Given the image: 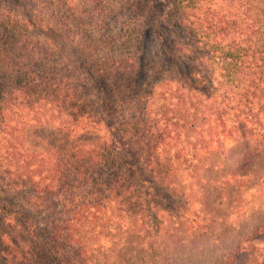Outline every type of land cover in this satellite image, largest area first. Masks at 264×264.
I'll return each instance as SVG.
<instances>
[{
  "label": "trees",
  "instance_id": "16d2710c",
  "mask_svg": "<svg viewBox=\"0 0 264 264\" xmlns=\"http://www.w3.org/2000/svg\"><path fill=\"white\" fill-rule=\"evenodd\" d=\"M76 1L51 13L70 50L33 40L0 74V188L13 193L0 196V261L41 264V241L61 264H264V201L226 224L230 201L264 187V0H163L180 50L207 68L188 75L141 67L136 5ZM162 188L197 196L201 232L181 249L161 247Z\"/></svg>",
  "mask_w": 264,
  "mask_h": 264
},
{
  "label": "rangeland",
  "instance_id": "374dc122",
  "mask_svg": "<svg viewBox=\"0 0 264 264\" xmlns=\"http://www.w3.org/2000/svg\"><path fill=\"white\" fill-rule=\"evenodd\" d=\"M62 1L0 0V74H6L7 71H12L16 63L12 64L11 58L30 53L29 48L33 40L48 41L60 50H70V46L78 41L75 37H69L62 33V31H57L58 27L54 24V19L51 16L52 10L55 8L54 5ZM79 1L81 0L75 3L78 4ZM102 1L106 3L109 0ZM117 1L119 0H116L114 3H117L120 7H123L126 2L130 5H136L137 9H141L144 14L145 26L143 28L144 32L141 43V67H144L145 63L151 64L153 62L160 63L161 61H168L173 64L179 75H188L194 71L201 73L207 72V68L200 60L195 61V55L180 50L184 43L188 42V38L185 34L170 27V23L166 17L167 6L163 0H123L120 4ZM79 22L84 25L86 23L83 19L79 20ZM8 78L10 79V85L18 80L15 77ZM41 130L43 131V129ZM233 143L234 141L232 139L227 138L225 140L226 148L232 146ZM203 170L206 171L205 166H202L197 174L192 173V171L188 172L185 176L189 177L188 183L196 182L199 178L205 176ZM190 175H194V177ZM148 176L151 177L150 181H152L153 175L149 172ZM246 185L249 186L251 184L247 183ZM193 187L197 190L200 189L197 184H194ZM158 189L159 187L157 186L155 191ZM261 189V193L252 188L249 192H242L240 199L233 202L230 199H226V207L230 201V207L227 209V213L231 215L227 219L226 224L234 223V221L239 222L249 217L251 215L250 212H252L251 206L253 203H261L264 201V187ZM166 192L168 191L162 188L161 194L157 198L155 197V200L160 201L159 206L164 208L161 212L158 209H154V213H152L154 215L152 216H154V221L161 223L160 231H158L159 240L163 242L161 247L168 244L169 249L172 251L176 247L181 249L182 246H187L191 241L197 239V236L201 232L198 230L201 229L203 221H201V218H199L201 216L197 213V210L200 209L196 201L197 196L189 198L180 192L178 194H167ZM12 194L6 185L0 188V196L6 198V201H10L7 197ZM240 201H242V205H238ZM21 206H24V204ZM238 207L240 211H237L236 208ZM164 209H170L172 212H165L163 211ZM16 211L17 215H15V219L24 225L23 216L26 212L20 206H18ZM175 212L183 213L185 219L189 217V221L190 218H196L195 223L186 222L188 227L192 226V231L184 232L187 225H182L181 227V225L173 222L175 220L169 221L171 220L169 217H172V214H175ZM156 213L157 215H155ZM157 225L159 226L160 224ZM179 227L184 229H178ZM18 230V232H14L17 234L19 232L21 233V229L18 228ZM39 240L41 239L39 238ZM15 249L19 251L16 247ZM32 251L35 254V261H39L41 264H61L54 255L47 251V248L41 241L37 245H34ZM11 259L13 258L11 257ZM13 260L14 262L12 264H21L16 259ZM0 264H3V262L0 261ZM106 264L118 263L115 259H110Z\"/></svg>",
  "mask_w": 264,
  "mask_h": 264
}]
</instances>
